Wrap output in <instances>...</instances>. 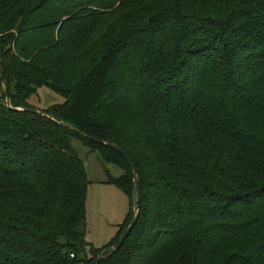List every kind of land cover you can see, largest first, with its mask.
<instances>
[{"label":"trees","instance_id":"trees-1","mask_svg":"<svg viewBox=\"0 0 264 264\" xmlns=\"http://www.w3.org/2000/svg\"><path fill=\"white\" fill-rule=\"evenodd\" d=\"M0 67V264H264V0H0ZM72 140L122 171L100 249Z\"/></svg>","mask_w":264,"mask_h":264},{"label":"rangeland","instance_id":"rangeland-1","mask_svg":"<svg viewBox=\"0 0 264 264\" xmlns=\"http://www.w3.org/2000/svg\"><path fill=\"white\" fill-rule=\"evenodd\" d=\"M64 98L46 87L36 90L28 103L35 109L43 110L52 105L62 104ZM72 148L84 165L89 186L85 200V241L95 249L106 246L116 235L129 211L127 196L107 182V175L118 178L122 171L111 164H105L97 152L90 153L79 141L72 140ZM131 207L130 218L134 214ZM89 258L90 255L87 254Z\"/></svg>","mask_w":264,"mask_h":264},{"label":"water","instance_id":"water-1","mask_svg":"<svg viewBox=\"0 0 264 264\" xmlns=\"http://www.w3.org/2000/svg\"><path fill=\"white\" fill-rule=\"evenodd\" d=\"M0 76L2 78V85H3V88H4V93H5V102H6V105L9 109H11L9 107V97H8V92H7V89L6 87L4 86V81H3V73H2V69L0 67ZM16 111H25V112H28V113H31V114H35V115H39V116H42V117H45L47 119H50L56 123H60L59 121H57L55 118H53L52 116L42 112V111H38V110H35V109H27V110H20V109H16ZM76 134H78L80 137L88 140L89 142H93V143H96L98 145H102V146H105L115 152H117L119 155H121L128 163L132 173H133V190L135 189V179L137 177V171L135 169V166L132 162V160L130 159V157L128 156V154L123 151L121 148H119L117 145L111 143V142H107V141H101V140H98V139H95V138H92V137H89V136H85L83 134H81L80 132L78 131H75ZM138 210H139V206L138 205H135V214H134V217L133 219L131 220V222L129 223L128 227L126 228V230L121 234V236L119 237V239L117 240V242L112 246L111 250L112 252H115L117 251L121 245L123 244L124 240L126 239V237L129 235V233L131 232V230L133 229V227L135 226L136 224V221L138 219ZM103 259V255L100 254L98 255L90 264H97L99 263L101 260Z\"/></svg>","mask_w":264,"mask_h":264}]
</instances>
